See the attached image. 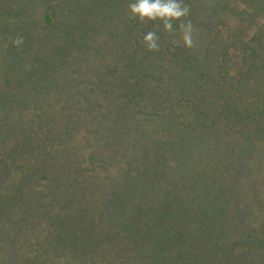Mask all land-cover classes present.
I'll list each match as a JSON object with an SVG mask.
<instances>
[{
	"label": "trees",
	"instance_id": "trees-1",
	"mask_svg": "<svg viewBox=\"0 0 264 264\" xmlns=\"http://www.w3.org/2000/svg\"><path fill=\"white\" fill-rule=\"evenodd\" d=\"M130 2L0 0V220H38L48 227L43 243L68 251L74 264H249L244 259L264 264L254 252L264 241L240 246L244 232L236 238L225 229L232 218L234 179L245 166L233 154L252 149L255 134L264 135V27L240 50L235 65L224 58L221 66H207L192 48L169 57L183 65L174 76L179 97H187L182 107H200L162 110L159 117L166 122L160 131L144 122L127 128V98L132 109L148 107L149 89L172 78L155 79L148 69L118 71V49L119 70L155 64L148 55L143 58L141 40L132 43L131 35L122 33L129 26ZM261 5L264 0H250L247 15L254 18ZM154 27L145 32L164 34L162 25ZM17 35L23 37L19 46L12 43ZM164 50L159 47L158 53ZM108 53L109 63H102L99 58ZM186 65L207 72L188 78ZM244 90L246 98L239 101ZM104 120L114 123L108 136L118 139L119 130L139 146V166L122 170L109 184L103 183L102 169L87 168L78 147L68 143L79 129L87 132ZM45 131L50 136H42ZM170 137L186 157L206 151L215 159L195 167L194 177L184 166L170 171ZM94 154V149L86 153ZM227 170L234 173L231 178L223 176ZM29 257L31 264L41 263Z\"/></svg>",
	"mask_w": 264,
	"mask_h": 264
},
{
	"label": "rangeland",
	"instance_id": "rangeland-1",
	"mask_svg": "<svg viewBox=\"0 0 264 264\" xmlns=\"http://www.w3.org/2000/svg\"><path fill=\"white\" fill-rule=\"evenodd\" d=\"M184 3L190 7V17L187 19H191L195 27V46L192 50L199 51L196 54L206 61L207 66L210 64L221 66V60L224 58L231 60L233 65L237 64V58L241 54L240 50L248 45V40L253 42L254 35H257L256 32H258L261 27H264V5L256 7V9H258L257 13L254 18H250V16L247 15V13L252 12L250 11L252 7H249L250 0H188ZM256 4L255 2L254 6H256ZM192 11H196L197 15L194 16V12ZM128 24L129 26L124 27L125 29L122 33L130 34L133 43L136 40H142V36L147 33L145 30L154 27L158 22H148L145 28H140V22L135 19H128ZM151 24L152 26H150ZM159 38L160 47H165L166 49L162 51L161 54L158 52H148L143 46V58L148 55L150 61L155 62L154 65L152 64L153 68H125L119 70L122 62V55L120 53L121 51L118 49V71H145L148 69L155 79H161V77L165 78L168 75L170 76V74L172 77L169 83L160 80L154 83L155 88L149 89V94L145 99L147 100L148 107H134L132 109L131 104L133 101L130 100V97L127 98V109L124 119L127 128L132 127L137 122H144L147 127L152 126L155 128L154 130L160 131L163 129V124L166 122V119L159 117L162 113L165 114V111L162 110L166 108L175 109L178 107V110L183 109V112H191L198 110L200 107V104L199 107L196 105H193L194 107L188 105L182 107L187 97L186 95L179 97L181 93L176 92L177 85L174 81V76L180 74L183 65L179 62L172 63L168 61L169 57L174 54H186L187 51L191 50L174 43V41L179 40L178 32L172 35L164 32V34L161 33ZM226 47H228L227 50L225 49ZM112 52H114L113 56H115V48ZM229 53H231L230 56H228ZM109 57L110 55L108 53L107 59L99 58V60L102 63L105 61L109 63V59H111V57ZM138 57L141 58L139 55ZM206 57L212 60L209 61ZM95 58L97 57L93 56L91 58L92 62ZM97 60L98 59H96L94 63H96ZM186 67L188 68L186 69L189 74L188 78L192 74L198 75L207 72L206 70L197 71L194 68L195 66L192 67L191 65H186ZM113 71H115L114 68L110 69V72ZM160 72H162V75ZM127 74L130 77L134 73L130 72ZM208 77L209 76H207V78ZM191 81L193 83L199 82L197 79H191ZM109 87H111V85H109ZM183 87L184 86L180 87V89ZM92 88V85L88 86V89ZM118 90H120L119 82ZM174 92H176L175 98L173 97ZM197 92L200 93L199 91ZM243 93L244 96L239 97V101L246 98V91L244 90ZM149 98L156 100L157 103H151ZM135 101L137 102V100ZM246 103H248L247 99ZM204 104L206 103L204 102L202 106H204ZM110 121L104 120V122L98 126L95 124L90 127L87 132L83 129H79L68 141L69 144L78 147L77 151L80 155L79 160L84 163L87 168L91 170L98 168L102 169L101 176L104 180V184H109L122 170L139 166V163L135 162L136 149L139 146L128 140H124L123 136H127L128 134H123L119 132V130L118 139L108 136L111 133L108 125H114V123ZM42 136H50V134H48V131H45ZM255 136L256 140L252 149L246 150L245 146L244 150L233 154L234 156H241L245 166L242 172L236 173L234 179L233 185L236 195L230 212L232 218L225 224V229L236 238L241 235V232H244V235L239 239V241H241L238 243L240 246L243 245L245 240H253V242L257 240L264 241V135L255 134ZM151 141L156 142L157 137L153 136ZM117 142L118 146H113L111 148L110 144ZM173 143L174 138L170 137V152L166 160L167 168L170 171L184 166L191 176L194 177V172H196L195 167L200 168L215 159L214 157L208 159L206 157V151H203L202 157L196 158L188 156V158L184 150L173 145ZM154 148H157L156 145H154ZM93 149L95 151L93 156L86 155L87 152ZM250 151L251 153H249ZM106 157H109L110 160ZM107 167H109L108 170H106ZM241 168H243V166ZM18 173L20 175L22 174L21 171ZM189 173L186 176H189ZM233 174L234 173H230V170H227L223 176L231 178ZM104 177H106V179H104ZM214 182L217 185L221 184L217 176L214 178ZM33 185L34 182L31 181L28 186L31 187ZM36 185L39 187L40 183L37 182ZM38 224V220H25L15 223L7 217L1 218L0 264H31L32 261L29 260V256L34 255L37 259L40 258V264H48L45 262L46 259L50 264H74V258L68 251L65 252L61 248H55L48 243H46V245L43 243V239L45 240L48 234V227L42 226L41 228ZM254 252L258 255L257 257H259L257 259L264 261V245H259L255 248ZM76 260L80 261V258ZM242 261L252 264V262L247 259Z\"/></svg>",
	"mask_w": 264,
	"mask_h": 264
},
{
	"label": "clouds",
	"instance_id": "clouds-1",
	"mask_svg": "<svg viewBox=\"0 0 264 264\" xmlns=\"http://www.w3.org/2000/svg\"><path fill=\"white\" fill-rule=\"evenodd\" d=\"M130 19L141 23L158 22L164 32L172 35L178 32L179 40L174 41L179 46L191 49L195 46V27L190 17V7L183 0H131L127 5ZM178 22V23H177ZM13 45L23 43V37L17 35L12 40ZM141 43L148 52L159 51V36L156 31H148L142 36Z\"/></svg>",
	"mask_w": 264,
	"mask_h": 264
}]
</instances>
